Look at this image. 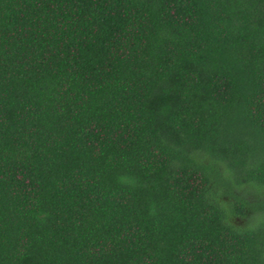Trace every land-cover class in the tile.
I'll return each mask as SVG.
<instances>
[{"label":"trees","instance_id":"16d2710c","mask_svg":"<svg viewBox=\"0 0 264 264\" xmlns=\"http://www.w3.org/2000/svg\"><path fill=\"white\" fill-rule=\"evenodd\" d=\"M0 264H264V0H0Z\"/></svg>","mask_w":264,"mask_h":264}]
</instances>
